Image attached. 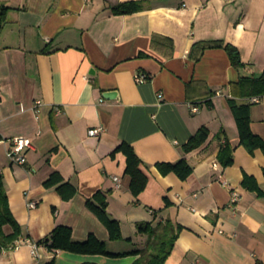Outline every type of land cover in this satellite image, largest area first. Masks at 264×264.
Here are the masks:
<instances>
[{"label":"crops","instance_id":"obj_1","mask_svg":"<svg viewBox=\"0 0 264 264\" xmlns=\"http://www.w3.org/2000/svg\"><path fill=\"white\" fill-rule=\"evenodd\" d=\"M140 1V12H112ZM3 8L0 174L21 240L39 250L36 257L28 244L0 249V264H133V254L53 252L48 245L65 226L75 242L94 236L111 254L131 253L149 239L139 225L167 220L183 229L166 264H264V195L243 186L248 175L264 192V152L241 145L229 104L233 84L264 72V0H0ZM215 42L236 47L245 67L235 68L226 49L204 46ZM140 72L150 80L138 84ZM236 100L251 107L252 131L264 139V95ZM202 128L209 139L186 153ZM92 129L103 130L90 136ZM17 137L33 143L25 165L9 158ZM226 140L235 148L227 168L219 157ZM124 143L149 180L139 196L118 151ZM183 159L193 167L187 180L157 167ZM55 173L77 189L73 200H63L60 185L46 186ZM99 192L121 224L120 241L87 205Z\"/></svg>","mask_w":264,"mask_h":264},{"label":"trees","instance_id":"obj_2","mask_svg":"<svg viewBox=\"0 0 264 264\" xmlns=\"http://www.w3.org/2000/svg\"><path fill=\"white\" fill-rule=\"evenodd\" d=\"M144 3L131 2L120 4L112 8L114 15H128L140 12L144 9ZM7 9L3 8L0 11V18L6 19ZM206 48H224L229 53L232 64L235 68L241 69L245 67L242 61L239 50L233 45H224L222 42L205 44ZM205 51V48L202 49ZM235 96L230 98L229 104L237 119L240 130L241 145L249 152L253 153L258 149L264 152V139L255 135L252 131L251 124V107L248 105H239L236 98H252L254 96L264 95V72L259 76L242 77L238 83L233 84ZM210 131L207 128H202L192 137L189 142L184 145V151L191 153L201 148L209 139ZM221 139H224L222 134ZM127 156V175L131 178L130 189L135 196H139L145 191L148 185V177L142 171L143 161L139 158L135 149L129 144L124 143L118 148ZM233 145L226 140L223 151L220 154V163L224 167H230L234 163ZM158 169L163 175L175 173L182 180H187L193 173V167L186 159L181 160L177 164H158ZM63 177L59 173H55L46 182L48 188L59 186L58 191L64 201H71L77 195V189L70 183H64ZM243 186L247 189L255 191L260 195H264L263 190L257 183L256 179L251 176H245ZM91 209L108 228L112 241H120L123 239L121 224L117 220L110 218L108 214V195L99 192L95 195L94 200H89L87 203ZM10 227L12 232L7 233L6 228ZM181 226L175 225L171 220L159 223L157 226L152 224L139 225L140 233L147 234L149 239L145 248L131 253L111 254L108 252L107 244L100 242L96 237L91 236L85 242H75L73 239V231L71 228L60 226L53 232L48 249L50 251H68L74 254L82 255H107L120 257L133 254L138 256V259L133 264H166L170 258L176 242L182 231ZM22 229L17 222L9 200L7 189L3 175L0 174V249L3 251H13L19 245L22 238ZM48 264H55V260Z\"/></svg>","mask_w":264,"mask_h":264},{"label":"built area","instance_id":"obj_3","mask_svg":"<svg viewBox=\"0 0 264 264\" xmlns=\"http://www.w3.org/2000/svg\"><path fill=\"white\" fill-rule=\"evenodd\" d=\"M150 80L149 76L145 73H138L135 76V81L138 84H144L146 82H148ZM159 97H163L162 94L159 95ZM259 98H255L254 102H259ZM42 105L41 101H38L36 106H40ZM103 129H92L89 132L90 136H97L102 132ZM13 147L12 149L9 151V158L11 159L13 164H17V165H25L27 164V156H26V150L31 148L33 143L32 140L30 138L27 137H17L13 139ZM118 183H119V179L116 178L115 179ZM120 186V185H119ZM239 201L238 196L235 194L234 198H233V204H236ZM29 207L30 208H36L37 207V202L33 201L29 203ZM22 244H28L29 246H31L32 249V253L34 256H38V250H39V245L34 242L31 239H26V240H21L19 242V245L16 247L15 250L19 249L21 247Z\"/></svg>","mask_w":264,"mask_h":264},{"label":"water","instance_id":"obj_4","mask_svg":"<svg viewBox=\"0 0 264 264\" xmlns=\"http://www.w3.org/2000/svg\"><path fill=\"white\" fill-rule=\"evenodd\" d=\"M113 95H114L113 93H109V94L106 95V97L108 98V97H111Z\"/></svg>","mask_w":264,"mask_h":264}]
</instances>
